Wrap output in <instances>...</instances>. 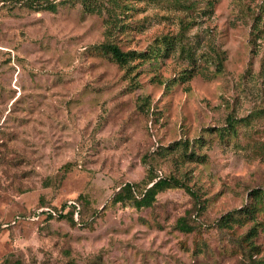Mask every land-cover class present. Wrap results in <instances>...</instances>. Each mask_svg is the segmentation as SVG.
I'll return each mask as SVG.
<instances>
[{
    "label": "rangeland",
    "instance_id": "1",
    "mask_svg": "<svg viewBox=\"0 0 264 264\" xmlns=\"http://www.w3.org/2000/svg\"><path fill=\"white\" fill-rule=\"evenodd\" d=\"M49 2H0V264L263 259L264 0ZM107 39L158 58L121 67L96 47ZM147 168L196 198L171 188L147 208L110 203ZM80 194L93 218L55 216Z\"/></svg>",
    "mask_w": 264,
    "mask_h": 264
},
{
    "label": "trees",
    "instance_id": "2",
    "mask_svg": "<svg viewBox=\"0 0 264 264\" xmlns=\"http://www.w3.org/2000/svg\"><path fill=\"white\" fill-rule=\"evenodd\" d=\"M3 5H15L21 4L27 8L35 9V10H50L55 11L56 5L49 0H0ZM122 3V0H114V4ZM123 5V4H121ZM120 21L119 18H115L111 20L112 25L118 23ZM109 31L112 28H108ZM111 33V32H110ZM163 42L165 45L173 44V38L164 39ZM96 47L99 51L108 57L113 62L117 63L119 66H128L131 60L135 58H141L140 62L145 60L157 59L156 55H151V52H155L158 55L159 50L157 48H150V51L145 52H137L135 50H127L124 51L120 48V46L115 43L113 40H104L100 42ZM159 49V48H158ZM150 52V53H149ZM217 60L216 62V71L221 70L222 67V57L224 54H220L216 52ZM153 56V58H152ZM179 79H181L179 77ZM178 77H173L166 81V85L169 86L176 81H179ZM229 127L232 128L234 123L232 122V118L227 120ZM147 174L145 176V180L140 182H125L123 185L116 190L112 197L110 198V203L113 205H119L121 207H134L136 209L147 208L151 207L156 200L157 195L164 190L171 189V188H183L185 189L192 197L196 198V193L191 189L190 186L180 178L175 176H159L157 175L152 168H147ZM151 184V185H149ZM261 192L258 189L253 190V195H257ZM251 193V194H252ZM89 199L86 197L85 194H80L76 200L72 203H66L63 206V210H59L55 212V216L59 218H67L71 223H80L84 224L87 220H85L84 216H88L93 218L98 210L95 208H90ZM233 213H246V215H252L253 210L251 207H245L241 212L239 209L230 211L226 213L224 216H221L218 219V224L221 227L230 228L229 218L233 216ZM51 216L52 214L49 213ZM74 216L77 217L76 221L74 220ZM177 227L182 231H192L193 227L189 226L184 217L179 218L177 220ZM257 226L258 223H254L253 226L249 229L248 234L243 238L246 241L247 245L249 244L250 247H255L251 241L252 236H255L257 233ZM254 264H264V258L259 259Z\"/></svg>",
    "mask_w": 264,
    "mask_h": 264
}]
</instances>
